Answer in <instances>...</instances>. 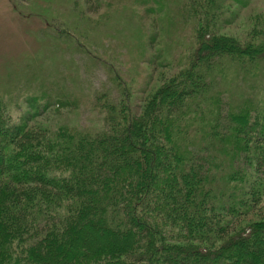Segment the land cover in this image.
Masks as SVG:
<instances>
[{"label":"trees","instance_id":"trees-1","mask_svg":"<svg viewBox=\"0 0 264 264\" xmlns=\"http://www.w3.org/2000/svg\"><path fill=\"white\" fill-rule=\"evenodd\" d=\"M247 1L136 0L146 75L0 94V264H264V12L219 33Z\"/></svg>","mask_w":264,"mask_h":264},{"label":"rangeland","instance_id":"rangeland-1","mask_svg":"<svg viewBox=\"0 0 264 264\" xmlns=\"http://www.w3.org/2000/svg\"><path fill=\"white\" fill-rule=\"evenodd\" d=\"M135 1L99 0L98 8L90 12L84 0H0V94L22 98L44 84L51 91L62 88L69 95L93 96L104 86L110 87L107 63L123 79L146 75L147 65L137 57L139 48L132 47L135 41H129L140 25L133 14ZM169 10L173 7L167 4L156 19ZM226 10L230 23L220 22L219 33L241 41L252 28L253 19L264 12V0H248L242 7L229 5ZM149 23L147 20L152 33L161 28L156 27L157 21ZM171 31L177 32L168 23L158 35L157 44L173 52L177 49L173 37H179H172ZM78 42L86 53L73 46ZM136 62L140 67L137 75L125 70H132ZM86 115L80 111L81 122ZM261 219L258 213L245 218L247 222Z\"/></svg>","mask_w":264,"mask_h":264}]
</instances>
